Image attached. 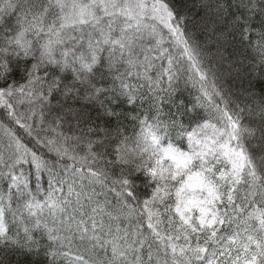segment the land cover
Here are the masks:
<instances>
[{
  "label": "snow or ice",
  "instance_id": "obj_1",
  "mask_svg": "<svg viewBox=\"0 0 264 264\" xmlns=\"http://www.w3.org/2000/svg\"><path fill=\"white\" fill-rule=\"evenodd\" d=\"M0 264H264V0H0Z\"/></svg>",
  "mask_w": 264,
  "mask_h": 264
}]
</instances>
